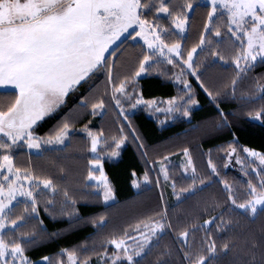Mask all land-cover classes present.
<instances>
[{"label":"snow or ice","instance_id":"obj_1","mask_svg":"<svg viewBox=\"0 0 264 264\" xmlns=\"http://www.w3.org/2000/svg\"><path fill=\"white\" fill-rule=\"evenodd\" d=\"M199 6H202L199 0H187L180 7L169 0H0V93L9 94L5 101L0 102V264H37L27 255V251L42 239L58 234L52 232L40 236V232L45 231L44 221L39 219L41 194L48 197L44 202V212L53 218L57 214L54 211L56 198L60 197L59 215L66 216L70 222L68 228L61 231H69L85 219L76 206L77 198L66 185L59 182L63 176L38 174L32 166V156L60 151L68 144L76 131L71 119L72 110L45 134H37L36 128L66 106L69 97L82 84L91 81L97 71L106 68L113 107L119 109V117L128 121L127 127L131 129L133 142L139 141L140 136L132 128L127 112L139 104L145 105L153 114L163 111L169 120L174 118L173 113L190 117V109L198 101L192 98L194 93L189 81L181 79L187 70H191L200 88L216 106L218 115L215 127L230 126L229 113L217 103L221 95L230 96L246 106L249 117L264 123V73L253 75L247 89H239L241 81L249 76L251 69L257 63L264 64V0H206L208 11L203 24L205 31H201L199 41L187 50V57L184 58L182 42L176 40L166 43L164 37L169 32L183 36L189 21V10ZM148 12L153 19L147 18ZM159 14L167 15L171 27L165 28L159 23ZM224 16L226 30L222 32L214 25V21ZM127 37L142 39L144 54L138 60L135 71L117 83L113 79L116 62L108 53L112 52L115 56V42ZM224 40L229 41L234 50L230 56L234 75L229 83L223 85L222 91L214 92L201 80L197 71L200 65L193 67V57L198 51L211 49L210 57L228 63L229 57L222 53L220 47ZM160 57L168 64L178 63L176 57L182 59L181 72L176 79L183 83L187 92L165 101H157L155 98L144 100L142 95L137 94L136 78L148 70L154 58ZM211 62L216 63L217 60ZM130 81L133 87L131 93L127 91ZM134 95L135 101L126 109L124 103L132 100ZM158 103L166 104L167 107L158 108ZM77 106L85 113L90 110L92 116H102L108 107L103 96L89 103L83 95ZM157 123L163 124L164 121L158 120ZM80 131L87 134L90 153L99 157L88 161V172L81 189L87 192V196L82 199L99 197L110 201L114 196L113 189L101 162L105 153L98 151L101 142L105 140L104 133L94 132L88 123ZM233 136L235 138V134ZM127 138L122 125L117 135L111 136L110 143H104V147H112L109 155L117 156ZM137 147L143 149L145 145L140 142ZM24 149L29 154L28 166L20 167L16 163V153ZM243 152L253 159L250 161V170L242 167V171L245 175L255 174L257 182L248 180L244 189L246 198L238 202L232 185L220 180L227 193L224 206L228 213L239 210L238 215L251 220L264 218V152L247 146H243ZM236 153L237 148L230 143L226 155L232 157ZM142 155L146 156L147 153L143 152ZM183 156L186 158V163L180 166L183 178L191 182L177 191L173 180V193L180 200L202 190L206 183H211L213 174L219 176L211 156L207 161L210 174L204 178L197 172L189 148L183 149ZM162 159L167 160L168 157ZM236 161L241 164L238 155ZM59 171L64 173V167L61 166ZM160 173L165 181L169 179V172L163 163L160 164ZM143 179L149 180L147 171ZM132 184L138 186L135 179ZM21 202L24 207L13 218V210ZM213 207L221 206L216 204ZM209 210L205 206L204 211ZM87 219L98 230H102L107 223L104 215ZM29 221H36V224L31 231L24 230V225ZM213 223L215 230L209 231ZM233 224V220L221 208L219 219L214 213L202 223L189 224L176 232L175 240L179 248L172 249L165 245L157 253L153 264H173L174 254L177 264H180L181 259L188 264H224L222 257H228L226 264H264V242L258 241L254 233H250L239 244L235 237H228L217 244L216 233L229 232ZM168 229H173V224L168 221L165 209L138 221L134 227L125 229L121 234H112L102 240V251H95V241L61 248L56 264H91V255L97 257L98 264H141L144 255L152 251L153 245L158 243L159 237ZM197 230L203 232V237L198 247H193L195 237L192 240L189 237L190 233ZM130 231H134L135 236L129 235ZM260 232L264 235V227H261ZM108 245L113 246L112 252L108 251ZM179 253H182V258ZM40 259L51 264L48 256Z\"/></svg>","mask_w":264,"mask_h":264},{"label":"trees","instance_id":"obj_2","mask_svg":"<svg viewBox=\"0 0 264 264\" xmlns=\"http://www.w3.org/2000/svg\"><path fill=\"white\" fill-rule=\"evenodd\" d=\"M170 3L177 7L182 6L187 0H169ZM199 7L190 9L189 21L186 33L183 36L175 35L169 32L164 38L166 43H172L180 40L183 45V56L187 57V50L199 41L204 20L207 16L208 8L206 4L200 3ZM148 19H153L150 12L146 13ZM159 23L165 28L171 27V21L166 14H159ZM214 25L218 26L221 31L226 30V16L218 17L214 21ZM211 35V32L208 33ZM215 40V37H213ZM132 47L133 70L138 66V60L143 56V47L139 43H132L128 38L120 42L114 51L116 55L113 58V53L110 52L108 56L113 58L116 62V68L113 73V79L118 83L120 79L130 76L132 72L127 73V62L125 64H117L121 52L126 47ZM215 47V44L213 45ZM221 51L229 57L228 63L218 60V58L210 57L211 49L205 51H198L195 53L193 59V67L200 65L197 71L200 73L201 80L212 91L223 90V85L230 82L234 75V66L230 62V56L233 54V48L229 41L221 42ZM216 59V63L211 61ZM129 60V58H128ZM177 60V59H176ZM178 63L167 64L161 61H155L147 70V75L136 79L135 85L140 95L144 98H151L160 96L162 98H170L173 96H182L187 92L183 83L177 81L175 76L181 72L182 59L177 60ZM187 73V72H186ZM184 73L186 79L192 85L194 96L192 98L198 101L197 104L192 105L190 109V117H183L179 114L163 126H158L157 122L152 118H148L142 109H137L131 115H128L131 121L132 128L140 136L139 141L133 142L132 135L127 134V141L120 150L119 158L116 160H103V169L108 177L109 183L112 186L114 201L111 203H103L99 197H88L86 191H82L85 177L88 172V161L93 159L89 152V141L87 136L80 131V127L89 121L91 116L90 110L85 113L80 109L78 101L80 96H86L89 103L95 102L97 99H105L108 105L102 116H97L91 122L94 131H102L106 117L109 111H112L115 116H118L117 109L113 107L114 103L111 100V87L107 84V73L103 70L97 71L91 81L81 85L79 90L72 94L66 106H64L52 119L42 122L41 126L36 128L39 135H43L51 130L66 113L71 112V119L73 120V127L76 131L73 133L68 144L60 151H48L41 156H32V166L38 174L51 173L54 177L63 176L59 182L66 185L77 198V208L81 217H84L81 222L77 223L74 228L69 231H61L69 226V220L66 216L59 215V199L57 196V206L54 211L57 213L55 218L49 216L44 212L45 201L48 199L46 194H41L39 200V219L44 221L45 231L40 232V236L44 237L49 233L57 232L55 237L42 239L40 243L30 248L27 255L37 264H49L46 261H40L41 257L48 256L51 264H56L58 254L61 248H72L79 245L81 242L87 241L91 244L95 241L97 247L96 252L102 251L100 242L112 234H121L125 229L135 226L138 221H141L153 214L167 210L168 221L173 224V229H168L159 237L158 243L153 245L150 253L144 255L141 264H153L156 255L161 251L165 245L172 249H178L179 245L175 240V233L182 230L185 226L192 223H202V221L209 216L216 214L219 219L221 208H223L225 215L232 219L234 224L232 229L227 233H216L217 244L219 245L224 239L228 237H235L237 243H242L243 239L250 233H254L258 241L264 242V235H261L260 229L264 227V218L257 217L251 220L242 215H238V211L228 213L224 206L226 199V191L220 180H225L232 185L233 191L237 197L238 202H242L246 198L244 191L247 182L251 179L254 183L257 182L255 174L250 173L245 175L242 168L228 166L225 152L228 150V145L231 143L237 148V152L241 153L243 146L254 148L257 151L264 152V123L260 120H255L247 115L248 108L242 106L236 100L227 95H221L217 103L229 113L230 126L215 127L217 119V110L214 103H212L199 86L196 77L190 73ZM264 73V64L257 63L251 69L249 76L242 80L239 89L245 90L251 84L253 75ZM182 79V78H181ZM101 84V85H99ZM102 86V87H101ZM96 87V88H95ZM131 92H133L132 82L128 85ZM6 95L7 93H1ZM135 96V95H134ZM5 101L4 98L0 102ZM187 102V101H186ZM77 106V107H74ZM128 122V121H127ZM128 125V124H127ZM129 130V129H128ZM235 134V138L233 136ZM115 134L104 133L105 140L110 143V138ZM143 142L145 147L142 149L147 155L145 158L151 162H142L140 159L137 145ZM187 147L190 150L197 172L204 178L210 174L207 168V161L209 156L213 163L217 166L219 176L212 175V182L206 183L202 190L197 191L194 195L187 196L185 199H177L171 189L173 180L176 182V190L186 187L190 183V179L183 178V169L180 167L181 162H155L163 160L165 156H179L183 153V149ZM140 150V149H139ZM28 152L26 149L17 151L16 163L20 167L28 166ZM144 158V159H145ZM163 163L169 172V179L165 181L159 173L160 164ZM63 166L64 173H60L59 168ZM147 171L150 177V182L142 183L140 178ZM136 175L133 176L132 173ZM137 179L140 184L134 187L132 181ZM157 180L159 185H157ZM89 185V189H90ZM163 196V199L161 197ZM219 204L221 207H213ZM208 206L211 210L205 212L204 208ZM24 207L23 202L17 205L13 210V218L20 213ZM104 215L107 223L102 230H98L88 217H99ZM36 221H29L24 225V230L31 231ZM215 230V224H211L209 231ZM135 236L134 231L128 233ZM195 237L193 247H198V242L203 237V232L197 230L195 233H190L189 239ZM108 251H113V246L108 245ZM182 258V253H179ZM66 258V257H65ZM82 258V257H81ZM97 257L91 255V264ZM228 257H222V261L226 264ZM173 264H177L176 255L174 254ZM126 264V262H125ZM180 264H188L187 261H180Z\"/></svg>","mask_w":264,"mask_h":264},{"label":"crops","instance_id":"obj_3","mask_svg":"<svg viewBox=\"0 0 264 264\" xmlns=\"http://www.w3.org/2000/svg\"><path fill=\"white\" fill-rule=\"evenodd\" d=\"M127 38H129V40L131 41V42H137V43H139L143 48H144V43L141 41V40H139V39H136L135 41L133 40L134 38H132V37H127ZM124 40V38H122V39H120L119 41H117L115 44H114V48L120 43V42H122ZM110 47H113V46H110ZM110 53V52H109ZM108 53V54H109ZM174 55V54H173ZM175 59H177V60H180V58L179 57H176ZM155 61H161V62H165V63H167V61L163 58V57H160L159 59H155L154 58V62ZM153 62V63H154ZM168 64V63H167ZM105 73H107L106 72V68L105 69H102ZM147 75V71L146 72H143V73H140V75L136 78V79H138V78H141V77H144V76H146ZM127 91L129 92V93H131V90L129 89V87L127 86ZM138 95H140V93L138 92L137 93ZM144 98V97H143ZM153 98H155L157 101H165V100H167L168 98H162V97H160V96H154V97H151V98H144V100H150V99H153ZM0 99H2V97H0ZM135 99H136V96H133L132 97V100H129V101H126L125 103H124V106H125V108L126 109H128V106L131 104V103H133L134 101H135ZM112 104H114V103H112ZM158 105H159V103H158ZM158 108H161L160 106H158ZM137 109H142L144 112H145V114H146V116L148 117V118H152L154 121H158V120H161V121H164V123L163 124H160V123H157L158 124V126H163V125H165L166 123H168L170 120H172V119H167L166 118V116H165V113L163 112V111H161V112H159V113H156V114H153V111H150V110H148L147 109V107L145 106V105H143V104H139V105H137L135 108H132V109H130V110H128V112H127V114L128 115H131L132 113H134ZM117 112H119V109H117ZM173 115V117L175 118L176 117V115H177V113H173L172 114ZM99 116V115H98ZM95 117H97V116H90V118H89V121H87L86 123H88L89 124V127L90 128H92V130L94 131V127H92L91 126V122L93 121V119L95 118ZM104 121H106L104 124H107V125H105L104 127H103V130H104V132L103 133H107V134H109V135H111V134H115V133H117V130H118V128L119 127H121L122 125L125 127V135L127 136V134H130L131 135V129H129L128 127H127V124H128V122L127 121H125V120H123V118L122 117H119V116H115V114H113V112L112 111H109V115L106 117V119L104 120ZM85 124V123H84ZM83 124V125H84ZM83 125L79 128V129H81L82 127H83ZM129 129V130H128ZM95 132V131H94ZM84 133V132H83ZM84 135H86L87 136V134L86 133H84ZM88 139V138H87ZM127 141V140H126ZM125 141V142H126ZM105 142H107L106 140H104V141H102L101 142V145H100V147H99V149H98V151H100V152H103V153H105L104 155H103V157H102V159H101V162H102V165H103V160L104 159H107V160H109V161H111V160H116V159H118L119 158V155H120V150H121V148L125 145V143L124 144H122L121 146H120V148H119V150H118V155L117 156H111V155H109L110 154V152H111V150H112V147H104V143ZM109 143V142H108ZM114 146V145H113ZM138 151H139V156H140V159H142V162H151V161H149V160H147L146 158H145V155H142V153H143V151H142V149H138ZM28 152V151H27ZM90 152V151H89ZM90 155L93 157V159L94 158H99V157H97V156H95V155H93V154H91L90 153ZM145 158V159H144ZM155 162H186V158L183 156V153H181L179 156L177 155V156H174V157H170V156H168V159L167 160H157V161H155ZM96 171H97V174H99L98 173V169H96ZM105 173V172H104ZM106 175V174H105ZM93 183H94V181H93Z\"/></svg>","mask_w":264,"mask_h":264},{"label":"rangeland","instance_id":"obj_4","mask_svg":"<svg viewBox=\"0 0 264 264\" xmlns=\"http://www.w3.org/2000/svg\"><path fill=\"white\" fill-rule=\"evenodd\" d=\"M199 2L200 3H203V4H206V0H199ZM190 11V10H189ZM136 39H139V40H141L142 42H143V40L142 39H140V38H136ZM136 39H133L134 41L136 40ZM128 40H129V38H128ZM130 41V40H129ZM116 43V42H115ZM132 43H135V42H132ZM144 43V42H143ZM132 55H133V49H132V47H130V46H128V47H126L122 52H121V54H120V56H119V58H118V61H117V64L120 66V64H125V63H127V62H131V64H129V63H127V73H130L131 72V70L132 71H135V69L133 70V64H132V59L130 58V56L132 57ZM195 55V54H194ZM113 58H114V56H113ZM128 58H129V60H128ZM133 58V57H132ZM190 73L191 72V70H187V71H185V73ZM186 73V74H187ZM177 76V75H176ZM176 76H175V79H176ZM182 79H186V76H183L182 77ZM177 80V79H176ZM99 85H101V84H99ZM102 87V86H101ZM96 88V87H95ZM8 96H9V94L7 93L6 95H4V94H1L0 93V97H2V98H4V100H6L7 98H8ZM163 101V100H162ZM158 106H160L161 108H165V107H167V105L166 104H160L159 103V105L157 104L156 105V107H158ZM27 150V149H26ZM241 150V153H239V152H237L236 153V155H233L232 157H228L227 155H226V152L228 151H226L225 152V156H226V160H228L227 162V165L228 166H234V167H236V168H239V169H241L242 167H246L247 169H249L250 170V168H251V163H250V161H251V159H253V158H248L247 157V154L246 153H244L243 152V148L242 149H240ZM28 151V150H27ZM239 156L240 157V160H241V164H238L237 163V161H236V156ZM182 163H186V162H181V164ZM98 173H99V171H98ZM159 173H160V168H159ZM143 176H144V174H143ZM143 176H142V178H140V181L143 183H148L149 184V182H150V177H149V180L148 181H145L144 179H143ZM160 176L164 179V177H163V175L160 173ZM136 181H137V184H140L139 182H138V180L137 179H135ZM134 187H138V186H134ZM171 189H173L172 188V184H171ZM103 201V203H105V204H107V203H111V202H113L114 201V196H113V199L112 200H110V201H104V200H102ZM66 259V258H65ZM40 261H42V260H40ZM92 264H98V261H97V258L95 259V261L92 263Z\"/></svg>","mask_w":264,"mask_h":264}]
</instances>
